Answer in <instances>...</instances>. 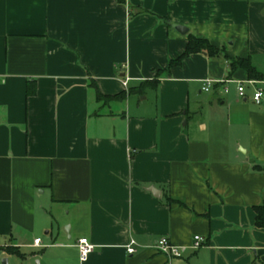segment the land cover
<instances>
[{
  "label": "crops",
  "instance_id": "0c3cea01",
  "mask_svg": "<svg viewBox=\"0 0 264 264\" xmlns=\"http://www.w3.org/2000/svg\"><path fill=\"white\" fill-rule=\"evenodd\" d=\"M189 35L262 79L205 53L165 72ZM261 88L264 0H0L2 264H264ZM161 238L181 257L156 253Z\"/></svg>",
  "mask_w": 264,
  "mask_h": 264
},
{
  "label": "trees",
  "instance_id": "16d2710c",
  "mask_svg": "<svg viewBox=\"0 0 264 264\" xmlns=\"http://www.w3.org/2000/svg\"><path fill=\"white\" fill-rule=\"evenodd\" d=\"M200 53H205L209 58H214L219 55H223L225 59L230 60L231 74L237 69H242L243 71L246 72L249 80L259 81L262 79L261 75L252 66L249 59H241V58L232 59L227 54H225L223 50L218 49L214 47L213 45H211L208 40L196 38L192 35H189L187 37V45H186V49L184 53L178 59L174 61H170L167 69H165L164 71L168 72L170 71L171 68L181 65L182 61L188 58L189 56L200 54ZM156 84H157L156 81L143 82L138 87H135V88L132 87L129 90V95L142 94L147 88H154ZM95 90H96L97 101L100 103L107 104L110 101L120 100L125 97L124 93H121L115 96H105L99 92L97 87H95ZM34 91H35L34 86L29 84L27 87L26 95L31 96L32 94H34ZM252 170L255 172H264V165H254L252 167ZM164 199L168 205L175 203L181 207H185V204L181 200L173 199L169 195H165ZM253 211L255 213V218H254L255 227L258 229L264 230V197H263L262 203L258 206H255L253 208ZM5 251H7L8 254H14V255L20 256L17 249L6 248Z\"/></svg>",
  "mask_w": 264,
  "mask_h": 264
},
{
  "label": "built area",
  "instance_id": "2783aa9c",
  "mask_svg": "<svg viewBox=\"0 0 264 264\" xmlns=\"http://www.w3.org/2000/svg\"><path fill=\"white\" fill-rule=\"evenodd\" d=\"M228 83V81H221V82H215L212 80H207L205 86L203 87V91L208 92L210 90V88L212 87L213 84H219L222 86V92L227 93V88H226V84ZM237 90V94L238 97L240 99H242L244 97V86L241 83L237 84L236 87ZM263 92L261 89H256L254 91V95H253V100L255 104H260L261 98H262ZM203 238L200 236H195L194 237V244H193V248L194 250L199 249L202 246L203 243ZM34 245L38 246L40 245V240L36 239L34 240ZM136 243L135 241L131 240L129 245L126 246V252L129 255H133L136 253ZM77 248L79 251V258L81 262H85L87 260V258L89 257V255L91 253H93V251L95 250V246L92 245L87 239L83 238L80 239L77 242ZM152 249L158 253V254H162L164 256H166L169 259H173V258H180L181 257V250L180 248L172 245L169 240L167 238H161L160 240H158L154 246L152 247Z\"/></svg>",
  "mask_w": 264,
  "mask_h": 264
},
{
  "label": "water",
  "instance_id": "95a60500",
  "mask_svg": "<svg viewBox=\"0 0 264 264\" xmlns=\"http://www.w3.org/2000/svg\"><path fill=\"white\" fill-rule=\"evenodd\" d=\"M174 29H176L180 33H184L186 31V29L184 27H181V26H174Z\"/></svg>",
  "mask_w": 264,
  "mask_h": 264
},
{
  "label": "rangeland",
  "instance_id": "374dc122",
  "mask_svg": "<svg viewBox=\"0 0 264 264\" xmlns=\"http://www.w3.org/2000/svg\"><path fill=\"white\" fill-rule=\"evenodd\" d=\"M262 89V91L264 92V88H261ZM0 264H2V261H1V259H0Z\"/></svg>",
  "mask_w": 264,
  "mask_h": 264
}]
</instances>
